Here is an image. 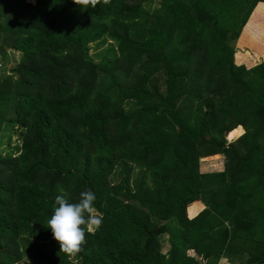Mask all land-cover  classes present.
<instances>
[{
    "label": "trees",
    "instance_id": "obj_1",
    "mask_svg": "<svg viewBox=\"0 0 264 264\" xmlns=\"http://www.w3.org/2000/svg\"><path fill=\"white\" fill-rule=\"evenodd\" d=\"M33 1L0 0V264H264V62L233 58L264 0ZM85 190L70 258L47 222Z\"/></svg>",
    "mask_w": 264,
    "mask_h": 264
},
{
    "label": "clouds",
    "instance_id": "obj_2",
    "mask_svg": "<svg viewBox=\"0 0 264 264\" xmlns=\"http://www.w3.org/2000/svg\"><path fill=\"white\" fill-rule=\"evenodd\" d=\"M82 10L95 9L101 3L109 5L111 0H73ZM96 194L85 190L79 194L78 202L72 203L64 194L55 197L54 211L47 222L53 239L58 242L60 252L75 258L87 243L86 235H95L102 227L103 214L95 207Z\"/></svg>",
    "mask_w": 264,
    "mask_h": 264
},
{
    "label": "rangeland",
    "instance_id": "obj_3",
    "mask_svg": "<svg viewBox=\"0 0 264 264\" xmlns=\"http://www.w3.org/2000/svg\"><path fill=\"white\" fill-rule=\"evenodd\" d=\"M29 3H34L33 0H26ZM143 0H133L132 4L142 3ZM151 9L155 8L154 4H151ZM253 10V9H252ZM252 12V11H251ZM248 19V18H247ZM247 21V20H246ZM247 23V22H246ZM246 25V24H245ZM244 25V26H245ZM242 28L239 37L236 40L234 46V63L235 65H243L246 68H252L255 65L264 62V4L260 3L254 9L252 15L250 16L249 22L247 26ZM107 46L101 47L99 49H95L94 46L90 47L89 55L95 63L100 61V57H97L98 54L103 52ZM21 58V54L10 49L6 48L5 55L0 56V75L2 76H10L13 81L18 78V75L12 71V68H15ZM127 85V84H126ZM6 88H9L6 86ZM181 105V104H180ZM2 129L4 128V123H1ZM0 155H4L6 151V143L7 137L9 133L7 131L0 130ZM231 135L226 136V140L228 143H232L242 137L244 135V131L242 130V134L239 136L238 133H230ZM229 136H234L235 138L230 139ZM14 140V139H13ZM221 155H217L214 157H208L201 160V163H209L220 158ZM190 213V214H189ZM188 216H192L195 214V210L193 209L192 213L189 212ZM162 244V252L166 253L169 250L168 240L164 237L161 240ZM231 260L236 263V257L231 256ZM234 258V259H233ZM244 261L243 258H239L238 261ZM221 261V260H220ZM218 262V264L220 263ZM228 263V262H227ZM230 264V263H229Z\"/></svg>",
    "mask_w": 264,
    "mask_h": 264
},
{
    "label": "crops",
    "instance_id": "obj_4",
    "mask_svg": "<svg viewBox=\"0 0 264 264\" xmlns=\"http://www.w3.org/2000/svg\"><path fill=\"white\" fill-rule=\"evenodd\" d=\"M241 129H242V128H241ZM219 264H229V263H227V261H226V260H223V259H222V260L220 261V263H219Z\"/></svg>",
    "mask_w": 264,
    "mask_h": 264
}]
</instances>
